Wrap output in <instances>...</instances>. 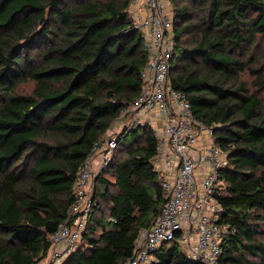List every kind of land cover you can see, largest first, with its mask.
<instances>
[{
	"label": "trees",
	"instance_id": "trees-1",
	"mask_svg": "<svg viewBox=\"0 0 264 264\" xmlns=\"http://www.w3.org/2000/svg\"><path fill=\"white\" fill-rule=\"evenodd\" d=\"M170 1L171 86L226 154L218 264H264V0ZM130 2L0 0V264L46 260L80 167L141 92L148 56ZM116 140L81 242L62 264H124L166 202L151 128ZM154 256L203 264L176 242Z\"/></svg>",
	"mask_w": 264,
	"mask_h": 264
},
{
	"label": "built area",
	"instance_id": "built-area-1",
	"mask_svg": "<svg viewBox=\"0 0 264 264\" xmlns=\"http://www.w3.org/2000/svg\"><path fill=\"white\" fill-rule=\"evenodd\" d=\"M128 15L148 56L141 92L116 120L122 129L94 143L77 173L69 218L48 238L50 257L40 264H62L77 249L95 205V181L111 162L117 134L139 126L151 128L157 139L152 164L162 179L166 202L151 226L140 231L134 252L124 264H152L155 253L169 242L178 243L193 261L218 264L227 232L219 224L222 207L217 201L226 154L215 143L213 127L196 119L188 98L171 86L177 45L173 4L170 0H131ZM202 135L209 142L199 148Z\"/></svg>",
	"mask_w": 264,
	"mask_h": 264
},
{
	"label": "crops",
	"instance_id": "crops-1",
	"mask_svg": "<svg viewBox=\"0 0 264 264\" xmlns=\"http://www.w3.org/2000/svg\"><path fill=\"white\" fill-rule=\"evenodd\" d=\"M158 114V113H157ZM159 122V120H158ZM121 128V125L119 122L115 121L112 125V127L109 129L108 133L111 134V133H117L120 131ZM107 133V134H108ZM208 139L206 137V135H202V137L199 139V148H203L205 146V144H208ZM98 158V157H97ZM50 257V253L48 255Z\"/></svg>",
	"mask_w": 264,
	"mask_h": 264
},
{
	"label": "rangeland",
	"instance_id": "rangeland-1",
	"mask_svg": "<svg viewBox=\"0 0 264 264\" xmlns=\"http://www.w3.org/2000/svg\"><path fill=\"white\" fill-rule=\"evenodd\" d=\"M40 28H42V26H40ZM33 87V84L32 83H27L24 87H23V89L25 90V91H28L29 89H31Z\"/></svg>",
	"mask_w": 264,
	"mask_h": 264
}]
</instances>
